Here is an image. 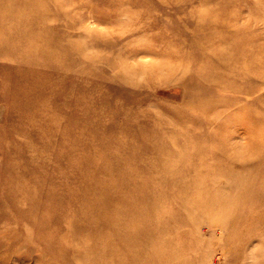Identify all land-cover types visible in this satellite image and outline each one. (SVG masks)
<instances>
[{
	"label": "rangeland",
	"instance_id": "374dc122",
	"mask_svg": "<svg viewBox=\"0 0 264 264\" xmlns=\"http://www.w3.org/2000/svg\"><path fill=\"white\" fill-rule=\"evenodd\" d=\"M263 24L264 0H0V264H264Z\"/></svg>",
	"mask_w": 264,
	"mask_h": 264
},
{
	"label": "bare ground",
	"instance_id": "6f19581e",
	"mask_svg": "<svg viewBox=\"0 0 264 264\" xmlns=\"http://www.w3.org/2000/svg\"><path fill=\"white\" fill-rule=\"evenodd\" d=\"M254 13V12H253ZM263 22V21H262ZM264 25V24H263ZM223 90V89H222ZM262 91V90H261ZM260 91V92H261ZM164 117V116H163ZM172 121V120H171ZM178 127V126H177ZM245 134V133H244ZM99 151V150H97ZM251 174V173H250ZM262 194V193H261ZM261 194H257L256 197H255V200H252L253 202L257 203V204H261L262 203V195ZM229 204V203H227ZM136 211H134V213L136 212L137 216H139V210L138 209H135ZM85 232H83V234H79V236L77 237L78 239V242L80 245H87L88 243V239H90L89 236H87L86 234H84ZM138 234H139V231L136 230H133L132 231V241L130 240V238H128L127 236H123V234H120V240L122 242V244L126 245L127 246V249H133L136 248L138 246ZM97 240H102V237H97ZM87 243V244H86ZM86 247V246H85ZM98 251V255H97V258L96 259V264H113V260H114V249H111L109 252L107 250V248H104L102 246V244H99V247L96 249ZM86 251V252H85ZM83 252H85L84 255H87L89 252H90V249L88 247H86L85 250H83ZM139 253V252H138ZM89 259V258H88ZM95 262V261H93ZM92 262V263H93ZM122 264V263H120Z\"/></svg>",
	"mask_w": 264,
	"mask_h": 264
}]
</instances>
